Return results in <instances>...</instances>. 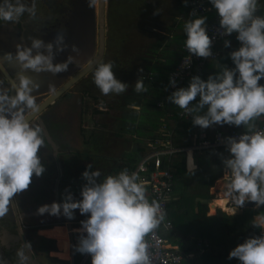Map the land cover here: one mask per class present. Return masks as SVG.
<instances>
[{"label": "clouds", "instance_id": "1", "mask_svg": "<svg viewBox=\"0 0 264 264\" xmlns=\"http://www.w3.org/2000/svg\"><path fill=\"white\" fill-rule=\"evenodd\" d=\"M209 3L219 17V34H237L240 47L229 53L234 67L224 65L207 80L193 76L186 88L173 91L167 99L191 116L192 124L201 129L225 124L246 129L229 134L218 131L226 137V147L219 150L228 152L227 156L221 155L223 170L218 179L226 169L230 180L227 188L222 189H227L238 206L255 202L257 206L251 208H258L264 205V131L258 130L264 124L256 129L255 123L264 116V84L259 83L264 79V16L256 14L258 0H209ZM88 5L94 7L95 0H88ZM25 14L35 18V0L30 5L25 0L0 2V21L18 23ZM189 15L194 19L184 24L187 37L184 47L189 58L195 55L207 59L212 56L213 43L207 33V17H196L195 10ZM30 40V47L17 44L15 55L5 53L3 59L9 62L15 59L22 70L54 75L67 71L75 60L69 55L65 62L53 63L56 53L68 47L64 32H57L54 40L47 43L42 38ZM224 47H231V41L225 40ZM72 51L79 50L73 45ZM113 67L111 61H100L93 71V81L105 96L123 94L129 87L115 77ZM175 83L170 78L173 87ZM2 85L0 81V217L9 212L17 194L29 188L33 175L39 177L45 171L38 155L45 143L43 129L31 124L25 115L38 108L31 94L36 85L23 74H18V83L10 82V88ZM12 89L14 96L10 94ZM134 90L147 91L144 79H137ZM235 133L240 135L231 136ZM87 167L92 169L91 164ZM82 177L86 181L80 193L82 199L74 200L66 189L62 202L44 204L38 207L37 214H62L71 220L78 209L81 215H86L87 219L80 222L81 235L75 250L90 255L91 264H151L145 237L160 226L165 214L157 201L148 199L138 173H129L125 168L100 180L98 170H85ZM228 208L233 210L231 206ZM254 226L264 228V217ZM31 251V243L23 241L16 252L17 264H31ZM233 258L240 264H264V232L234 247L228 254V259ZM0 264H4L2 259Z\"/></svg>", "mask_w": 264, "mask_h": 264}, {"label": "crops", "instance_id": "2", "mask_svg": "<svg viewBox=\"0 0 264 264\" xmlns=\"http://www.w3.org/2000/svg\"><path fill=\"white\" fill-rule=\"evenodd\" d=\"M174 4H178L175 6V9H179L182 2L185 3V0H173ZM26 3L29 5L31 4L32 0H25ZM36 2V16L35 18H30L27 14H25L23 17H21L20 22L13 23V22H4L1 21L0 23V66L4 67L6 69L7 73L9 74L10 78L13 81H16L18 83V74H23L30 78L36 85V87L32 90V96L35 98L36 104H39L42 102V99H44L45 94L49 93L52 94L53 90L57 88L58 86H61L70 76L71 72L69 70L70 67L75 66H68L67 71L52 74L50 72H40L36 73L32 70H22L18 63L13 59V61L9 62L5 59H3V56L5 53H12L13 56L16 52V45L22 44L24 46H29L31 37H37V32L35 30V27L37 24H40V20H49V23L52 25L54 24L55 20H58L61 22H65V17L67 18V22L71 29H74L77 34H82V30L86 27V23L89 22L92 17V14L94 12V7H89L88 0H35ZM108 0L106 3L107 8ZM84 7V10L82 9ZM81 10L82 14H85V20L82 21L78 17L79 9ZM178 14V12H177ZM176 17V15H175ZM40 26H44L47 28L48 32L50 31L55 24L51 27L49 24H41ZM39 27V26H38ZM153 27H148L147 25L142 27V30H146L147 37L144 40L137 41L132 47H125L132 48L134 53L133 59H132V66L133 67H122V70H116L117 66L113 67V71L115 74V77L117 78L118 75L123 77V83H126L129 85L128 89L124 92L125 94H129V90L132 88H135V82L137 81L140 76H144L146 73V68H150L153 65V62L150 59L149 55V41L151 37L157 36L155 34V30L152 29ZM53 30V29H52ZM162 31V29H158ZM159 33V32H157ZM107 34L108 30L106 27V33H105V43L107 42ZM164 38L158 42L157 40H153L151 43L154 45L155 49L152 51V54L160 53L161 50L163 52V49L166 47L165 43L167 40V37L169 38V35L166 34L165 31L161 33ZM158 38V37H157ZM97 41V39H96ZM141 46H147V50H144L143 54H137L138 53V47ZM176 49L178 50L177 42H176V48L173 50L176 52ZM143 48H140V51L142 52ZM235 50V47H228L224 48L221 54V58L218 62H221V60H228L230 59L229 53L231 51ZM105 53L102 56L101 61H103L104 57L107 58L106 62H113V63H120V60L117 59V55L114 54L117 52L116 49L107 48L105 46ZM169 53V52H168ZM156 62H159V64L164 63L165 59L161 57H156ZM65 62V50L56 53L54 57L53 63H62ZM147 65V66H146ZM83 66V65H81ZM80 67V66H77ZM96 67V66H95ZM95 67L92 69L94 70ZM143 70L142 72L140 70ZM91 70V71H92ZM89 71L86 76H84L81 80H87L91 85V88L95 91L97 90V86L95 85L93 81V75ZM150 71V70H149ZM1 72V70H0ZM65 72H67V77L65 79ZM148 72V71H147ZM90 73V74H89ZM1 81H3V87L4 88H10V84L5 80L3 73L1 72ZM142 79H144L142 77ZM81 80L79 82H81ZM78 82V83H79ZM145 87L147 86L148 82L145 81ZM77 84V83H76ZM75 84V85H76ZM9 85V86H8ZM74 85V86H75ZM166 85H168V80ZM147 88V87H146ZM72 89V88H71ZM82 90V88H81ZM69 91V90H68ZM79 91V89H78ZM11 95H15L14 92H11ZM70 94V92H66L62 96H60L54 103L50 104L46 109H44L36 118H34L30 123L33 125H40L43 129V137H44V146L40 149L38 155L41 158V162L45 168L44 173L36 177L33 175L32 177V183L30 184L29 188L22 192L17 194V196L13 199V202H11L10 206L13 209V211L16 212H30V215L32 216V222L37 224L36 229L37 231H31L23 234V237L27 236H34V235H40V236H47L51 240L45 239L48 245V248L51 250V252L46 255L44 254H38L36 258L32 259L30 258L31 264H57L55 260L61 259H67L64 260L66 264H77L79 260V254L75 253V250L73 248V243L71 241L74 239L78 241L79 234L78 233H72V230L75 228H79V222L82 221L86 215H81L79 210L74 211V219L69 220L61 214L60 216H53L51 222L45 225L47 223L44 220V215H38L37 209L38 207L44 205V204H51L52 202L60 203L62 202L63 195L65 194V190L71 192V194L74 197V200H80L82 198H78L76 196V191L73 189V186H75V183L78 182L80 184H83V182H86L82 174H80L81 171L89 170L88 165L85 166H77V160H73L69 163V165H65V155L66 153H72L73 151H78L81 149L82 146H89V148H92L93 150H103V147L101 145L102 138L99 137V133L104 129L102 125L99 127H94L90 129L91 131L88 133V135L84 134V131L79 128V132L76 135L71 133L72 129V122L70 116H72V112L76 113V109L71 110L75 106L76 98L80 97L82 100H85V97H89V93L87 94ZM134 94V93H133ZM68 95V97H65ZM138 94H135V97L132 96L129 99H131V106L133 107H139L141 106V102L136 103ZM163 101L158 100L156 102L157 109H161L163 107ZM161 104V107L160 105ZM53 109V110H47V109ZM67 108V109H66ZM65 109L67 110V113L69 112L67 118H66V125L67 129L70 132L65 133V126L61 127V121H57V118L60 116L65 117ZM72 112H71V111ZM28 112V111H27ZM25 113L27 115L28 113ZM80 112V111H79ZM137 112L135 111V114ZM132 115V120H136V116L134 114ZM99 128V129H98ZM136 128V126H135ZM204 132V131H203ZM106 133V132H105ZM159 133V132H158ZM206 135L207 133L204 132ZM159 135V134H158ZM95 136V137H93ZM208 136V135H207ZM77 140V144H76ZM138 140V139H137ZM134 141V149H133V156L128 161V158H125L124 156L119 154L118 149V139H109L105 140L106 146L104 147V150H107L110 155L114 156L115 160H113L110 164H100L96 170H98L101 173L100 180H102L104 177L108 175H116L118 174V171H120L125 166H128L129 163L135 158H138L137 162L145 156L148 151L149 147L148 145L152 142L149 141H142L143 143H137L136 139H133ZM171 142V140H169ZM114 146V155L111 153V147ZM172 145V143H171ZM175 147L174 145H172ZM143 149L142 152H139V149ZM137 154H141L140 156ZM194 162V163H193ZM171 164V162H170ZM169 164V165H170ZM194 164L196 167V162L194 160V156H188L187 160L185 161L186 168L191 166V168H194ZM121 169H118L120 168ZM131 170V169H128ZM215 190V192L213 191ZM214 192V193H213ZM208 195L210 196L211 200H214V197H216V200H223L220 199L221 197H225L228 200L227 208L231 206L233 209H238V212H240L241 208L238 206L234 199L230 197L227 194V189H222V185H219L218 181L216 180L208 189ZM76 197V198H75ZM210 199L206 200L208 212L207 215H214L217 211V208H214V212L210 211V207L212 206L214 201H211ZM224 201V200H223ZM225 202V201H224ZM219 203H214V205ZM237 206H236V205ZM220 205V204H219ZM236 206V207H235ZM216 207V206H215ZM243 208V207H242ZM213 209V208H212ZM229 209V208H228ZM234 213H238L233 211ZM260 216H256L254 220L256 223L259 222ZM261 228V227H260ZM261 231L264 232L261 228ZM41 237V238H42ZM31 238V237H30ZM44 239V238H43ZM57 247H55L54 245ZM172 245V243H170ZM174 246V245H172ZM177 247V246H175ZM39 250V249H38ZM33 251V249H32ZM34 254V253H33ZM56 256V257H55ZM73 256V257H72Z\"/></svg>", "mask_w": 264, "mask_h": 264}, {"label": "trees", "instance_id": "3", "mask_svg": "<svg viewBox=\"0 0 264 264\" xmlns=\"http://www.w3.org/2000/svg\"><path fill=\"white\" fill-rule=\"evenodd\" d=\"M142 1L143 0H140L141 3ZM191 1L193 0H185V3H182L189 7ZM149 4L150 3H147L145 5L144 11L148 8ZM206 5L210 7L209 11L205 10L199 16H206V25H210L214 22L216 11L212 8L210 3ZM203 6L205 7L204 4ZM184 24L185 22L174 24L171 18V27L168 33L170 36L169 38L167 37L165 43L166 47L163 49V52L161 50L160 53L156 54L158 58L161 57L165 59L164 63L157 65L159 62H156V64H153L150 68L145 69L146 73L144 76H140V78L143 77L145 81L148 82L146 86L147 91L137 93L134 88H132L134 94H124V100H127L132 96L135 97L137 93L138 97L136 103L142 101L141 106L144 111L140 119L146 120L147 123L138 127L136 132L137 136L134 135L133 137L139 144L140 142H154L155 140H161L164 144L168 140H171L175 148H185L188 150L196 143L197 137L202 131L207 133V138L210 140L213 139L218 131L223 134H229L235 131H246L242 130L244 128L243 126L236 127L227 124L201 129L199 126H194L192 124L191 116H188V118L182 117L181 113L183 110L173 105L167 99L173 91L181 87L186 88L191 79H187L174 90H170V87L166 85L169 73L177 67L181 58L185 55L182 51L184 41L187 38L184 33ZM228 40L231 41V47H236V44L231 39ZM175 42H177L178 46L176 52L173 51L174 46L172 47V43ZM222 48H224V46L219 44L218 51ZM222 51L223 50L220 51L221 54ZM116 55L118 60H120V55L124 59L123 52H116ZM220 58L221 55L214 59L209 57L203 61L202 65L197 62L194 63L192 69L193 74L198 73V76L205 80L209 75H214L216 72H219L224 65L230 68L234 67L231 59H223L221 62H218ZM130 64L131 63L127 60V65L132 66V64ZM113 65L114 67H123L119 66L117 63H113ZM149 74L152 75L151 80L147 78ZM117 78L121 82L123 81L122 76L118 75ZM259 83L264 84V79ZM81 92L82 94L90 93L89 89L84 87ZM65 97H68V95ZM75 98L76 102L74 107L79 108L81 112L82 105L76 96ZM89 98L97 100L98 103L103 102V105L106 104L105 96L96 98L95 96L89 95ZM158 100L163 101L161 102L163 103L161 109H157L156 107V102ZM195 103L196 101L193 102V104ZM93 113L96 116H100L102 111L93 110ZM255 123L256 129L263 125L264 116H261ZM142 151V148L139 149V152ZM137 155L140 156L141 154ZM192 155L196 162V169L192 171H189L185 165V161L188 157L187 151L175 154L171 158L169 167L164 163L168 173L172 175L174 186L171 199L167 203V212L165 216L166 219L170 221L172 227L169 231L161 229L159 233L168 242L172 243V245L177 246L178 252L182 256L180 264H240L235 258L231 260L228 259V254L238 244L243 243L246 238L254 235H261V228L254 226V224H257L254 218L256 216L264 217V205L258 208L241 207L239 208L240 212L234 214H226L221 212L220 209H217L214 215H207L208 207L206 200H211L208 195V189L222 175L223 165L221 155L227 156L228 152L219 149L209 151L203 150L201 154L193 151L191 156ZM138 158L136 159L138 160ZM136 159L134 158L128 166L118 169H121L120 171L125 168L134 169L138 163ZM120 171H118V173ZM214 203H219L220 205L216 204L215 206L223 208L225 212L232 211L226 207V202L223 200H215L213 204ZM214 210L215 209L210 208L211 212H214ZM55 262L57 264H66V262L59 260H55Z\"/></svg>", "mask_w": 264, "mask_h": 264}, {"label": "rangeland", "instance_id": "4", "mask_svg": "<svg viewBox=\"0 0 264 264\" xmlns=\"http://www.w3.org/2000/svg\"><path fill=\"white\" fill-rule=\"evenodd\" d=\"M147 3L150 4L148 5V8L144 11L145 5ZM176 5L178 4L176 3L174 4L173 0H143L142 3L140 2V0H108L106 15H105L108 34H107V42L105 43V46H107V48L116 49L117 52L119 53L123 52L124 59L120 55L119 57L120 63L118 64L119 66H124L126 68L135 67V66L127 65V60L132 64V59H133L132 56H134L135 52L133 51L132 48L126 49L125 47H132L137 41L144 40L147 37L146 30L145 29L142 30V27L145 25H147L149 28L153 27L152 29L156 31L155 34L157 36L151 37L149 41L150 59L153 62V64H156V60H155L157 57L156 53L151 54V52L155 49V47L154 45H152L151 42L154 39L155 40L158 39V41L160 42L164 38V36L161 34L163 31H165L166 34L169 35L168 33L171 27L170 26L171 18L174 24L179 22H186L189 19H194L193 17H190L188 15L189 14L188 5H184V3H181L178 11L177 9H175ZM94 9L96 10V0H95ZM157 9L159 10L158 13H157ZM158 29H162V31ZM173 46L175 49L176 42L172 43V47ZM141 47L143 48L142 52L140 51ZM144 50H147V46L139 45L137 54H143ZM106 61L107 58L104 57L103 62ZM157 65H161V64L157 63ZM116 70H122V68L117 67ZM93 71L94 70L90 72L92 75H93ZM72 74H74V72ZM205 80H207V78H205ZM89 82L87 80H81V82L77 83L68 92H70V94L74 93L80 95L79 93H81V88L84 87L86 89H89L90 93L88 95L90 96H95L96 98H99V96H105L101 93L98 87L96 91L92 89L91 86H89L91 85ZM133 91L134 90L130 89L129 94H133L134 93ZM124 94L125 93L120 95L109 94L105 96L106 104H104L103 107H101L100 105L101 103H98L97 100L93 98H89L87 96L85 97V100H82L79 97L78 101L82 105L81 112H79L80 109L76 107L71 109V110L76 109L77 110L76 113L70 110L73 114L72 116H70L72 122L71 133L76 135L77 138V133L84 131V134L88 135V133L91 131L90 129L102 125L104 129L98 134L99 137L102 138L101 145L105 147L106 146L105 140L117 138L119 141L117 146L119 149L118 151L119 154L124 156L125 158H128V161H130V159L133 156V149H134L133 145H135L133 141L134 139L133 137L134 135L137 136L136 132L138 127H141V125L146 124L147 121L146 120L144 121V119H140V117L143 116V111H144L142 109L143 107L131 106L130 105L131 99L124 100ZM66 109H65V117L60 116L59 118H57V121L59 122L61 121V127L65 126V133L70 132L68 131L66 125L67 122L66 118L69 114V112L67 113ZM47 110L49 111L53 109L48 108ZM93 110H100L102 111V114L100 116H96L94 115ZM135 111L137 112L136 114ZM131 114H134V116H136L137 119L132 120ZM79 128H81V130L83 131H79ZM242 130L244 131L246 129L243 128ZM76 144H77V140H76ZM104 147L103 150H93L92 148H89V146L87 147L82 146L80 150L73 151L71 154L67 152L65 155V165H69L71 161L76 159L78 161L77 166L79 165L85 166L91 164L92 169H89V171H94L96 170V168L100 166L101 163L110 164L113 162V160H115V158L114 156L110 155L107 150H104ZM113 150H114V146L112 145L111 153L114 155ZM82 173L83 171L80 172V174ZM85 183L86 182L80 184L76 182L75 186H73V189H75L76 196L78 198H82L80 193L83 187L82 185H84ZM220 199H223L226 203L228 201L227 198L225 197H221ZM210 208L214 209L217 207H215V205L213 206L212 204ZM220 211L226 214H234L233 211L238 212V209L234 208L231 212H225L223 208H220ZM78 229L79 228H75L74 230H72V233L80 234ZM262 230L264 231V228H262ZM43 238L47 240H51L47 236H43ZM71 243H74V239L71 241ZM58 259H60L61 261L64 260L66 261L68 260V255H67V259H61V258Z\"/></svg>", "mask_w": 264, "mask_h": 264}, {"label": "built area", "instance_id": "5", "mask_svg": "<svg viewBox=\"0 0 264 264\" xmlns=\"http://www.w3.org/2000/svg\"><path fill=\"white\" fill-rule=\"evenodd\" d=\"M208 3L209 0L191 1L189 4V13L195 10L196 17H199V15L202 14L205 10L209 11L210 7L206 5ZM203 4L205 5V7L203 6ZM256 14L259 16H264V0H258ZM218 29L219 17L216 13L214 22L210 25H207V33L213 40L211 48L212 56H210V58L212 59L220 57V51L223 50L225 47L218 51L219 44H222L224 46L225 40L231 39L236 44L235 49H238L240 47V42L236 39V33H233L230 36H221L218 32ZM182 51L185 53V55H183L177 67L173 71H171L168 76V86L170 87V90H174L175 88H177V86L182 85L187 79L193 76H198V73L193 74L192 72L193 65L196 62L202 65L203 61L206 60V58H200L195 55H191V58H189L190 54L187 52L184 46L182 47ZM147 78L148 80H151L152 75L149 74ZM170 78L175 80V87L170 84ZM159 105L161 106V104ZM181 116L184 118H188L189 115L185 114L184 111H182ZM258 130L264 131V125ZM239 135L240 134L235 133L231 136ZM225 138L226 137L222 133L217 132L214 135L213 139L210 140L206 137L205 134L199 133L196 143H194L188 150H186L185 148L178 149L173 147L169 140L164 144L161 140H155L154 142L148 145V153L138 161L135 168L128 171L129 173H138L140 180L145 185L148 199L150 201H157L166 216L167 203L171 199L174 186L172 181V175L168 173L167 169L165 168V164L167 167H169L171 158L175 154L180 152L187 151L188 156H191V154H193V151H196V153L201 154L203 150L209 151L226 147L224 142ZM195 168L196 167L191 168V166H189L187 169L189 171H192ZM229 180V173L225 169L223 177L221 179H218L217 181L219 185H222V188H227ZM213 191L215 192V190ZM85 219H87V216H85L83 220ZM80 222L79 229L81 228ZM171 227L172 226L170 221H168L165 217V220L160 224V226L145 237V240L148 244V254L151 264H180L182 256L179 254L177 247L170 245V243L159 233V230L162 229L164 231H169ZM79 235H81V233ZM77 244L78 241L75 240V242L73 243L74 250ZM75 253L79 254L80 257L77 264H91L90 255L81 254L76 250Z\"/></svg>", "mask_w": 264, "mask_h": 264}, {"label": "flooded vegetation", "instance_id": "6", "mask_svg": "<svg viewBox=\"0 0 264 264\" xmlns=\"http://www.w3.org/2000/svg\"><path fill=\"white\" fill-rule=\"evenodd\" d=\"M79 9V8H78ZM84 10V7L82 8ZM78 17L84 21L85 20V14L83 15L81 10L79 9L78 12ZM40 24H37L35 27V30L37 32V37L42 38L46 43L51 42L54 40L57 32H64L65 33V43L68 45V47L65 49L66 53L70 52L72 50L71 46L74 44H77L80 42L81 37L79 34L75 32L74 29H71L67 22V18L65 17V22H61L58 20H55L54 24L55 26L48 32L47 28L44 26H40L41 24H49L51 27L54 24H50L49 20H40ZM0 23H2L0 21ZM39 26V27H38ZM95 43L97 44L96 40ZM75 58L72 64H69V66H81L79 63L80 59V53L77 55L72 54ZM68 58V54H65V61ZM67 72H65V79ZM1 72H0V81H1ZM3 80V79H2ZM9 86V85H8ZM51 94L47 93L45 94L44 99H42V102L49 98ZM44 220L47 222L45 223L48 224L51 222L52 217L47 214L44 216ZM37 224L32 222V216L30 215V212H16L13 211L11 206H9V212L4 216L0 217V259L4 261V264H17V257H16V252L17 249L20 247V245L23 243V241H28L32 245L33 251L29 253V256L32 259L36 258L38 254H44L48 255L51 250L48 248V245L46 244V240L43 239L42 236L40 235H34V236H27L23 237V234L31 232V231H37L36 229ZM31 237V238H30ZM42 237V238H41ZM39 248V250H38ZM40 251V252H38ZM34 253V254H33ZM36 255V256H35Z\"/></svg>", "mask_w": 264, "mask_h": 264}, {"label": "water", "instance_id": "7", "mask_svg": "<svg viewBox=\"0 0 264 264\" xmlns=\"http://www.w3.org/2000/svg\"><path fill=\"white\" fill-rule=\"evenodd\" d=\"M0 2H2V0H0ZM106 3L107 0H96V10L94 9L92 17L90 18L91 20L86 23V27L82 30L80 42L78 45L74 44L79 50L78 53H80V59L78 61L83 66L69 68L70 72H74V74H72L61 86L55 88L49 98L37 104L38 108L35 112L30 111L26 115L29 122L36 118L50 104L54 103L60 96L73 88L76 83L86 76L87 73L101 61L105 51ZM96 39L97 44L95 43ZM78 53L72 50L67 53L65 51V54H68V56L72 54L77 55ZM0 70L3 73L5 80L10 84L13 80L10 78L6 69L0 66ZM11 92L15 93V89H12ZM253 205H255V202H245L243 207L250 208Z\"/></svg>", "mask_w": 264, "mask_h": 264}, {"label": "bare ground", "instance_id": "8", "mask_svg": "<svg viewBox=\"0 0 264 264\" xmlns=\"http://www.w3.org/2000/svg\"><path fill=\"white\" fill-rule=\"evenodd\" d=\"M214 201V200H213Z\"/></svg>", "mask_w": 264, "mask_h": 264}]
</instances>
